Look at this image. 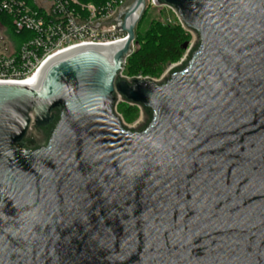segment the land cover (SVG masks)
<instances>
[{
	"label": "water",
	"instance_id": "water-1",
	"mask_svg": "<svg viewBox=\"0 0 264 264\" xmlns=\"http://www.w3.org/2000/svg\"><path fill=\"white\" fill-rule=\"evenodd\" d=\"M153 2L198 37L162 82L122 77L147 0L0 81V264H264V0Z\"/></svg>",
	"mask_w": 264,
	"mask_h": 264
},
{
	"label": "built area",
	"instance_id": "built-area-1",
	"mask_svg": "<svg viewBox=\"0 0 264 264\" xmlns=\"http://www.w3.org/2000/svg\"><path fill=\"white\" fill-rule=\"evenodd\" d=\"M129 2L110 0L97 7L79 0H0V15L11 18L13 31H9L13 37L16 39L15 34L25 32L31 34L13 51L1 35L6 48L0 49V81L27 84L50 60L67 51L125 40L126 35L118 36L115 27L108 23ZM4 29L7 28L0 24V33ZM122 77L129 79L124 73ZM121 102L125 103L119 98L116 112Z\"/></svg>",
	"mask_w": 264,
	"mask_h": 264
},
{
	"label": "rangeland",
	"instance_id": "rangeland-1",
	"mask_svg": "<svg viewBox=\"0 0 264 264\" xmlns=\"http://www.w3.org/2000/svg\"><path fill=\"white\" fill-rule=\"evenodd\" d=\"M132 3L133 0H130V2L125 7L130 6ZM167 25L180 26L182 30L185 31V34L187 35L188 47L185 50L184 56L180 61L164 66L155 76L144 77L153 80L156 83L162 82L169 71H171L174 67L179 66V64L182 62L183 59H185L191 48L195 45L198 40V37L195 34L185 30L181 26L177 14L171 8L165 6H157L156 4H154L153 0H147L146 11L136 28V38L133 44L132 55L138 52H142L141 50H146L152 46H155L153 44V36H155L156 34L159 35L160 32L164 29V27ZM6 28L7 29L2 30L0 34L3 35V37L5 38V42L7 40V46L10 51H13L14 49L17 50L19 42L13 37L12 33L9 31L11 29L7 26ZM117 35L122 37V35L124 34L118 32ZM4 47L5 46L2 42L0 44V49L2 48L1 50L3 51ZM127 78L131 79V77ZM117 112L119 113V116L122 118L123 122L130 129H137L145 121V114L143 110L138 106H132L121 102L117 108ZM32 135L34 140L42 141L44 138L42 134L40 135L32 133Z\"/></svg>",
	"mask_w": 264,
	"mask_h": 264
},
{
	"label": "trees",
	"instance_id": "trees-1",
	"mask_svg": "<svg viewBox=\"0 0 264 264\" xmlns=\"http://www.w3.org/2000/svg\"><path fill=\"white\" fill-rule=\"evenodd\" d=\"M79 1L84 4H93L97 7H101L107 4L110 0ZM0 24L4 27H9L13 31L12 20L8 16L0 15ZM29 36H31V34L28 32L22 33L21 35L15 34V37L19 43ZM153 37V44L155 46H152L146 50H141L142 52L135 53L127 59L125 70L123 72L126 77L144 78L155 76L164 66L176 63L183 58L185 53L184 46L187 44V35L180 26L167 25L159 35L156 34ZM185 64L186 62L183 63V66ZM178 69H180V67L175 68L172 71L174 72ZM58 118L59 117L57 115L49 130L54 128Z\"/></svg>",
	"mask_w": 264,
	"mask_h": 264
},
{
	"label": "flooded vegetation",
	"instance_id": "flooded-vegetation-1",
	"mask_svg": "<svg viewBox=\"0 0 264 264\" xmlns=\"http://www.w3.org/2000/svg\"><path fill=\"white\" fill-rule=\"evenodd\" d=\"M2 41H3V37L0 34V44L2 43Z\"/></svg>",
	"mask_w": 264,
	"mask_h": 264
},
{
	"label": "bare ground",
	"instance_id": "bare-ground-1",
	"mask_svg": "<svg viewBox=\"0 0 264 264\" xmlns=\"http://www.w3.org/2000/svg\"><path fill=\"white\" fill-rule=\"evenodd\" d=\"M120 42H124V40H122V41H119V42H116V44H118V43H120ZM32 80H33V79H32ZM32 80H31V81H32ZM31 81H30V82H31ZM28 83H29V82H28Z\"/></svg>",
	"mask_w": 264,
	"mask_h": 264
}]
</instances>
